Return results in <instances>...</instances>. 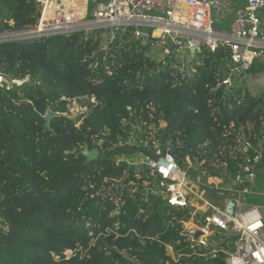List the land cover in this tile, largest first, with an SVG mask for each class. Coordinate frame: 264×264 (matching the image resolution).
I'll use <instances>...</instances> for the list:
<instances>
[{
    "label": "trees",
    "instance_id": "obj_1",
    "mask_svg": "<svg viewBox=\"0 0 264 264\" xmlns=\"http://www.w3.org/2000/svg\"><path fill=\"white\" fill-rule=\"evenodd\" d=\"M38 14L30 0H0V33L31 27ZM150 41L126 27L112 39L100 29L0 43L4 82L28 77L18 88L0 87V264H223L195 256L172 261L166 246L174 255L191 253L182 234L186 213L144 199L134 168L115 163L132 149L112 146L109 137L125 141L139 118L156 124L177 163L184 167L187 156L205 177L239 173L251 156L236 151L239 137L260 147L257 169L264 172V92L217 87L227 75L223 47L204 51L175 81V58L158 64ZM251 72L264 74V64ZM70 101L86 108L75 119ZM46 112L64 116L46 129ZM83 147L97 148L99 159L87 162ZM139 152L151 155L146 147ZM114 200L119 213L111 217ZM115 223L120 237L99 236ZM92 240L82 259L53 258Z\"/></svg>",
    "mask_w": 264,
    "mask_h": 264
},
{
    "label": "built area",
    "instance_id": "obj_2",
    "mask_svg": "<svg viewBox=\"0 0 264 264\" xmlns=\"http://www.w3.org/2000/svg\"><path fill=\"white\" fill-rule=\"evenodd\" d=\"M30 1L39 13L36 23L21 30L0 33V43L100 29L109 30L112 39L115 31L134 27L137 37L143 38L146 34L148 38L143 39L151 40L150 49L161 52L159 63L163 64L169 56L175 58L171 67L178 82L187 77L188 63L202 57L204 51L214 53L219 47L227 49V75L217 84L227 90L233 86L234 77L246 76L256 62L264 64V0H245L244 5L233 9V18L227 28L218 27L213 15L224 16L233 0H76L70 5L58 6L52 5L53 0ZM27 79L4 82L0 76V87L9 91L20 87ZM122 121L126 126L125 120ZM129 127L130 133L125 141L117 139L116 142L109 137L110 144L131 149L141 145L148 148L151 155L140 153L138 148L132 150L131 155L116 157L115 163L124 162L134 168L135 178L141 180L144 199L155 197L168 208L181 210L187 215L182 222V234L187 236L191 253L174 255L166 246L172 261L178 263L181 258L195 256L204 260L219 258L223 264H264V206H250L241 199L251 193L259 194L253 188L258 176L260 147L251 140L238 137L236 151L251 155L245 156L244 164L239 165V173L228 177H205L192 165L189 157L184 158V167L177 163L168 144L161 143L156 137V124L139 118ZM101 142L99 140L97 145ZM95 149L83 147L81 153ZM99 156L98 151L97 159ZM130 184L134 185V182ZM110 188L104 193L105 198L112 195ZM128 190L131 192L133 188ZM227 191L237 195L232 199L235 201L233 216L226 213L230 199L216 207L201 196L221 198ZM116 201L111 217L119 213ZM188 227L201 231V236L195 239L187 234ZM118 228L115 223L99 236L120 237ZM93 245L94 240L87 248L77 245L53 258L56 261L74 257L82 259Z\"/></svg>",
    "mask_w": 264,
    "mask_h": 264
},
{
    "label": "rangeland",
    "instance_id": "obj_3",
    "mask_svg": "<svg viewBox=\"0 0 264 264\" xmlns=\"http://www.w3.org/2000/svg\"><path fill=\"white\" fill-rule=\"evenodd\" d=\"M53 6H58V0H55ZM76 2V0H75ZM74 0H63L62 5H70L72 3H75ZM245 0H233V4L231 3L230 6L225 10V15H213V18L216 22H222L219 26H225L227 23L231 21V16L233 13V9H235L238 6L244 5ZM146 32H150L149 30H145ZM149 56H151L152 59L156 60L159 64L160 61V55L161 52L158 50H152L148 52ZM178 57V55L176 56ZM191 60V59H190ZM233 87L234 88H244L246 87L251 93H262L264 92V74L263 73H249L246 76L241 77H234L233 78ZM68 115L71 119H75L78 117L79 113L84 112L85 109L81 105L79 101H70L68 106ZM140 161V156L138 157ZM137 161V162H138ZM128 162H131L128 159ZM256 190L259 194L253 195L252 193L249 195L242 196V201L246 202L248 205H263L264 206V172L260 171L258 169V176L256 178V188L253 189ZM189 228V227H188ZM187 228V229H188ZM201 236V235H200ZM194 237V236H193Z\"/></svg>",
    "mask_w": 264,
    "mask_h": 264
},
{
    "label": "water",
    "instance_id": "obj_4",
    "mask_svg": "<svg viewBox=\"0 0 264 264\" xmlns=\"http://www.w3.org/2000/svg\"><path fill=\"white\" fill-rule=\"evenodd\" d=\"M143 38H148V36L146 34H143ZM64 116V114H59V113H51V112H46L44 115V119H45V124H44V128L46 129H50V121L53 118L56 117H62ZM142 146H133L132 150L137 151L138 148H141ZM82 155L85 156L87 162H91V161H96L98 158V150H92V151H88V150H84L82 152ZM235 211V201L230 199L227 202V206H226V213L229 216H233ZM187 234L194 236L195 239H198L200 237V235L202 234L201 231L197 230L194 227H189L186 231Z\"/></svg>",
    "mask_w": 264,
    "mask_h": 264
},
{
    "label": "bare ground",
    "instance_id": "obj_5",
    "mask_svg": "<svg viewBox=\"0 0 264 264\" xmlns=\"http://www.w3.org/2000/svg\"><path fill=\"white\" fill-rule=\"evenodd\" d=\"M207 202L213 204L216 207H220L223 205V203L228 200V199H235L237 198V195L235 193L232 192H225L223 194V196L221 198H210V197H206L201 195Z\"/></svg>",
    "mask_w": 264,
    "mask_h": 264
},
{
    "label": "crops",
    "instance_id": "obj_6",
    "mask_svg": "<svg viewBox=\"0 0 264 264\" xmlns=\"http://www.w3.org/2000/svg\"><path fill=\"white\" fill-rule=\"evenodd\" d=\"M74 2H75V0H74ZM242 5H243V4H242ZM232 18H233V13H232L231 19H232ZM230 22H231V21H230ZM230 22H229V23H230ZM221 23H222V22H218V23H217V26H218V27H221V26H219ZM229 23H227L225 26H222V27H223V28H227V27L229 26ZM222 24H223V23H222Z\"/></svg>",
    "mask_w": 264,
    "mask_h": 264
}]
</instances>
